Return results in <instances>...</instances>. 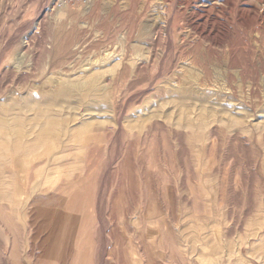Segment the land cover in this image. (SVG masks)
I'll return each mask as SVG.
<instances>
[{"label":"rangeland","instance_id":"obj_1","mask_svg":"<svg viewBox=\"0 0 264 264\" xmlns=\"http://www.w3.org/2000/svg\"><path fill=\"white\" fill-rule=\"evenodd\" d=\"M50 2L0 0V264H264V0Z\"/></svg>","mask_w":264,"mask_h":264},{"label":"bare ground","instance_id":"obj_2","mask_svg":"<svg viewBox=\"0 0 264 264\" xmlns=\"http://www.w3.org/2000/svg\"><path fill=\"white\" fill-rule=\"evenodd\" d=\"M100 77V76H99ZM99 77H97V79L99 78ZM91 80V79H90ZM92 81V80H91ZM93 81L95 82L96 81V78L95 79H93ZM80 83V82H79ZM79 83H77V85H76V83H75V86H76V88H77V86H79ZM71 86H73V84H70ZM91 83H90V88H88L86 91L88 92V90H89V92H91V93H93V91H94V89L95 88H93V87H91ZM87 86V85H86ZM94 86V85H93ZM105 87V86H104ZM71 88V87H70ZM70 88H62L61 90H59L58 92H55V93H51V94H46V96L48 97V99L49 100H53V101H55V100H57V99H59V100H66V98H68V97H70V96H73L74 97V94L75 95H77V96H79L80 94H84V92H85V89L84 88H80V86H79V89H81L80 91H79V93L77 94V92L78 91H76V93H74L73 92V90H71ZM72 88H74V87H72ZM75 89V88H74ZM100 89V88H99ZM185 91V90H184ZM188 90H186V92H187ZM86 92V93H87ZM95 92V91H94ZM101 92V91H100ZM47 93H49V92H47ZM58 100V101H59ZM63 100V101H64ZM76 100V99H75ZM61 102V101H60ZM65 103V102H64ZM74 103V102H73ZM61 104V103H60ZM75 104V103H74ZM15 105V104H14ZM31 105V104H30ZM63 105V104H62ZM61 105V106H62ZM56 106V105H55ZM76 106V105H75ZM30 107V106H29ZM29 107H27L28 109H29ZM57 107H59V106H57ZM65 107V106H64ZM12 108V107H11ZM27 108H25V110L27 109ZM30 110H31V107H30ZM44 110V109H43ZM43 110H42V112H43ZM16 111V110H15ZM41 111V110H40ZM26 112V111H25ZM41 112V113H42ZM47 112V111H46ZM45 112V110H44V113H46ZM43 113V114H44ZM29 119V118H28ZM28 119H26L27 121H28ZM24 121V120H23ZM29 122V121H28ZM49 122V121H48ZM33 123V122H32ZM14 125H17V123L12 119L10 122H9V120H8V118L6 119H1L0 120V140H2L4 143H11V144H13L14 143V141H12L13 139H15V137L14 136H16V134H18L17 132H14L13 130H14ZM25 125H26V123H25ZM41 125H42V123H41ZM40 126V125H39ZM68 127V126H67ZM13 130H12V129ZM30 128V127H29ZM28 128V129H29ZM18 129V128H17ZM22 129V128H21ZM45 129H46V127H45ZM64 129V128H63ZM16 130V129H15ZM44 131V130H43ZM42 132V131H41ZM47 132H49V131H47ZM25 133V132H24ZM20 134V136H21V133H19ZM28 135H30L29 133H27ZM26 134V135H27ZM14 135V136H13ZM25 135V134H24ZM32 135V134H31ZM37 135V134H36ZM34 136V135H33ZM48 136V135H47ZM12 137H14V138H12ZM18 137H19V135L18 136H16V138H17V140H18ZM28 139V138H27ZM24 141V140H23ZM16 143V142H15ZM17 144V143H16ZM23 144V143H22ZM38 145V144H37ZM37 145H35V146H37ZM55 147V146H54ZM60 147V146H59ZM56 148V147H55ZM11 149V148H10ZM0 150H2L1 148H0ZM9 151H11V150H9ZM1 152V151H0ZM38 152V151H37ZM1 154L2 153H0V157H1ZM7 155V154H6ZM19 155V154H18ZM29 155V154H28ZM26 156V155H25ZM24 157V156H23ZM9 159V158H8ZM8 161V160H7ZM12 162V161H11ZM8 164V163H7ZM35 164V163H34ZM18 166H23V167H27V163L25 162V163H23L22 165H21V163H18V165H17V167ZM33 168V167H32ZM25 170H26V168H24V173H25ZM22 173V172H21ZM30 173V172H29ZM31 173H32V171H31ZM30 175V177H31V175L32 174H29ZM31 179V178H30ZM5 190V189H4ZM3 194V193H2Z\"/></svg>","mask_w":264,"mask_h":264},{"label":"crops","instance_id":"obj_3","mask_svg":"<svg viewBox=\"0 0 264 264\" xmlns=\"http://www.w3.org/2000/svg\"><path fill=\"white\" fill-rule=\"evenodd\" d=\"M94 199H93V201H92V207L90 208V206L89 205H86V209H87V211H85L84 212V210H83V219H82V222H83V226H81L80 227V225H79V228L78 229H81V231H89V230H91L92 232L94 231V224L92 223V226H91V228H89V226H88V224H87V222L86 221H84V216L88 219V217L89 216H91L92 218L94 217V213H95V211H94ZM84 205V204H83ZM31 207V206H30ZM75 246H78V247H82V248H84V247H94V246H96L95 245V240H94V238L93 237H91V238H85V239H78L77 240V244H74ZM83 251L81 250V252H78L76 255H77V257L79 258V259H77V261L78 262H84V259H83V253H82ZM141 259H142V257H141ZM136 262V261H135ZM140 262V264H144L143 262H142V260H140L139 261Z\"/></svg>","mask_w":264,"mask_h":264},{"label":"built area","instance_id":"obj_4","mask_svg":"<svg viewBox=\"0 0 264 264\" xmlns=\"http://www.w3.org/2000/svg\"><path fill=\"white\" fill-rule=\"evenodd\" d=\"M88 4V0H51L50 9L60 8L65 5H72L77 7H86Z\"/></svg>","mask_w":264,"mask_h":264}]
</instances>
